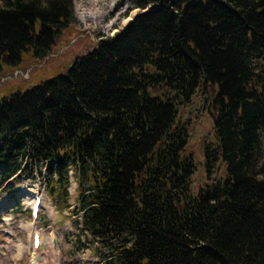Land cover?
I'll list each match as a JSON object with an SVG mask.
<instances>
[{
    "label": "trees",
    "instance_id": "obj_1",
    "mask_svg": "<svg viewBox=\"0 0 264 264\" xmlns=\"http://www.w3.org/2000/svg\"><path fill=\"white\" fill-rule=\"evenodd\" d=\"M125 1L138 13L121 31L0 99V191L44 168L66 207L72 169L106 264H264V0ZM75 22L72 0H0V72L44 59ZM197 91L216 139L206 171L229 184L192 194L178 117Z\"/></svg>",
    "mask_w": 264,
    "mask_h": 264
},
{
    "label": "rangeland",
    "instance_id": "obj_2",
    "mask_svg": "<svg viewBox=\"0 0 264 264\" xmlns=\"http://www.w3.org/2000/svg\"><path fill=\"white\" fill-rule=\"evenodd\" d=\"M81 1L82 6L88 7L83 0H72L76 22L68 29L62 31L52 46L51 52L44 59L35 60L24 53L22 61L17 67L3 66L0 72V99L17 91L24 92L40 82L65 74L72 62L91 50L96 41L112 37L121 31L138 13L137 9H132L128 1L118 6L119 0H114L113 3L110 0H100L99 4L102 7V11L104 8L103 13L97 16L96 21H88L83 24L78 18V12L84 9L83 7L78 10L82 7ZM208 91L212 93L211 89H208ZM205 96L208 97L209 94L202 95L200 91H197L190 102L179 109V121L186 124L188 132L187 145L184 151L187 155L192 156L196 166L191 181L192 194H195L199 188L204 187L211 181L224 180L226 178L223 173V167L220 164L215 163L213 168L210 169L212 172L209 173H207L204 164L205 151L216 147L212 117L207 101L204 100ZM34 171L39 176L45 172L43 168H36ZM21 176L17 175L9 181L11 188L8 191H0V264H26L27 262V257L24 254L21 256V260L18 261L15 248L18 244L23 243L19 231L20 224L28 225L31 222L30 216L27 215L29 210L26 207V201L24 200L23 204L21 202V189L37 185L34 183V179ZM68 178L70 184L67 186L69 198L67 205L70 207L66 208L59 205L57 199L50 196L48 191L41 185L42 188L41 186L39 187L44 190L41 192L39 217L32 222L33 226L37 228L47 227L50 223L46 220L45 209L54 207L55 213L60 217L59 226L56 228V248L60 251L59 264H67L68 259L79 251L82 253L89 252L93 254L91 255L93 257L99 256L97 250L102 246L99 239L91 236L86 231H82L77 226L79 217L74 215V212L77 211L75 206L76 181L72 169H69ZM11 193H14V200H11L9 196ZM18 200L23 211L28 210L27 214L11 209L18 204ZM72 208L74 210H71ZM69 212L71 213L69 214ZM6 219L10 220L7 224ZM69 227L74 230L72 234L67 233ZM10 231H12L13 237L9 236ZM50 246L52 248L50 242L46 240L42 249L44 264H51V260L54 259ZM79 246L81 247L79 248ZM106 253L107 255L101 254L104 264L107 261H113V258L108 255V250Z\"/></svg>",
    "mask_w": 264,
    "mask_h": 264
},
{
    "label": "bare ground",
    "instance_id": "obj_3",
    "mask_svg": "<svg viewBox=\"0 0 264 264\" xmlns=\"http://www.w3.org/2000/svg\"><path fill=\"white\" fill-rule=\"evenodd\" d=\"M83 1L86 2L88 7L85 8V6H82L83 4L81 1L82 7H80L78 10H81L83 7L84 9L78 12V18L81 20L83 24L87 23L88 21H92V22L96 21L97 16L102 14L104 11V8L102 11V7L99 4L100 0H83ZM110 2L113 3L114 0H110Z\"/></svg>",
    "mask_w": 264,
    "mask_h": 264
},
{
    "label": "water",
    "instance_id": "obj_4",
    "mask_svg": "<svg viewBox=\"0 0 264 264\" xmlns=\"http://www.w3.org/2000/svg\"><path fill=\"white\" fill-rule=\"evenodd\" d=\"M224 184L228 185L229 184V180L228 179H224Z\"/></svg>",
    "mask_w": 264,
    "mask_h": 264
}]
</instances>
